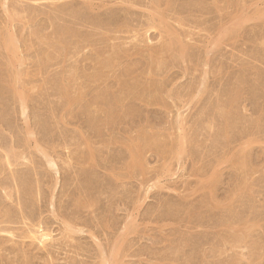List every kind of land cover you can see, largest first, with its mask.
I'll list each match as a JSON object with an SVG mask.
<instances>
[{
  "label": "rangeland",
  "instance_id": "rangeland-1",
  "mask_svg": "<svg viewBox=\"0 0 264 264\" xmlns=\"http://www.w3.org/2000/svg\"><path fill=\"white\" fill-rule=\"evenodd\" d=\"M0 228V264H264V0H0Z\"/></svg>",
  "mask_w": 264,
  "mask_h": 264
},
{
  "label": "bare ground",
  "instance_id": "bare-ground-1",
  "mask_svg": "<svg viewBox=\"0 0 264 264\" xmlns=\"http://www.w3.org/2000/svg\"><path fill=\"white\" fill-rule=\"evenodd\" d=\"M10 40L13 41V39H10ZM11 41H10V42H11ZM5 43H7V41H6ZM12 43H13V42H12ZM7 44H9V43H7ZM7 44H6V45H7ZM9 45H10L11 47L13 46L12 44H9ZM7 47H9V46L7 45ZM7 49H8V48H7ZM10 50H11V49H10ZM8 51H9V49H8ZM11 52H12V51H11ZM13 58H14V57H13ZM18 94H19V93H18ZM181 140H184V138L181 137ZM135 143H136V142H135ZM139 143H140V142H139ZM130 144H132V143H130ZM133 144H134V143H133ZM130 146H131V145H130ZM138 146H140V145L138 144ZM141 146H142V144H141ZM133 147H134V150H135V151H130L131 153H133V152H140V153H138V155L142 154V153H141V149L138 150V149L141 148V147L138 148V147L136 146V144H135V146H133ZM143 148H144V146H143ZM129 149H130V148H129ZM131 149L133 150V148H131ZM131 149H130V150H131ZM144 149H145V148H144ZM142 152H143V151H142ZM43 154H44V153H43ZM134 156H135V153H134L133 157H134ZM140 156H141V155H140ZM140 156H138V157H140ZM44 157H45V156H44ZM135 157H136V156H135ZM135 157H134V159H135ZM131 158H132V157H131ZM47 159H48V158H47ZM132 160H133V159H132ZM136 160H137V158H136ZM48 162L50 163V162H52V160H50V161H48ZM50 164H51L52 167H55V165H54L53 163H50ZM50 164H49V166H50ZM49 168H50V167H49ZM53 169H54V168H53ZM156 186H157V185H156ZM156 186H155V187H156ZM153 188H154V187H153ZM148 190L150 191V189H148ZM148 193H149V192H148ZM1 226H2V225H1ZM3 226H4V225H3ZM65 226H66V225H65ZM5 227H6V226H5ZM127 227H128V226H127ZM67 228H68V227H67ZM128 228H129V227H128ZM0 229H1V228H0ZM2 229H3V228H2ZM9 229H10V227H9ZM13 229H14V228H13ZM70 229L72 230V228L69 227V230H70ZM67 230H68V229H67ZM0 231H1V230H0ZM6 231H8V230H6ZM72 231L74 232L75 230L73 229ZM126 231H127V230H126ZM69 232H71V231H69ZM79 232H81V230H80ZM129 232H130V230H129ZM118 240H119V239H118ZM119 241H120V240H119ZM116 242H118V241H116ZM120 244H121V243H120ZM116 245H117V244H116ZM114 246H115V245H114ZM114 246H113V247H114ZM115 248H117V247L115 246ZM119 248H121V246H120ZM112 249H113V248H112ZM117 249H118V248H117ZM117 249H116V250H117ZM112 253H113V252H112ZM103 254H104V253H103ZM103 254H102V255H103ZM110 254H111V253H110ZM114 254H115V253H114ZM118 254H119V252H118ZM115 256H116V255H115ZM115 256H114V259H115ZM117 256H118V255H117ZM104 258H105V257H104ZM107 258H108V257H107ZM102 259H103V257H102ZM104 260H105V259H104ZM111 260H112V259H111ZM103 262H104V261H103Z\"/></svg>",
  "mask_w": 264,
  "mask_h": 264
}]
</instances>
